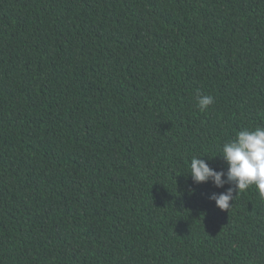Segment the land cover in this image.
<instances>
[{"label": "trees", "instance_id": "obj_1", "mask_svg": "<svg viewBox=\"0 0 264 264\" xmlns=\"http://www.w3.org/2000/svg\"><path fill=\"white\" fill-rule=\"evenodd\" d=\"M258 126L264 0H0V264H264L189 174Z\"/></svg>", "mask_w": 264, "mask_h": 264}, {"label": "clouds", "instance_id": "obj_2", "mask_svg": "<svg viewBox=\"0 0 264 264\" xmlns=\"http://www.w3.org/2000/svg\"><path fill=\"white\" fill-rule=\"evenodd\" d=\"M197 106L201 111L214 103L211 95L196 94ZM227 164L226 171L213 169L202 157H192L190 161V177L194 184L211 182L216 188L225 184L234 185L221 193H212L209 199L215 206L224 211L232 206L230 201L239 192L255 185L261 198H264V127L253 130L238 131L234 138L223 143L219 154ZM236 195H233V192Z\"/></svg>", "mask_w": 264, "mask_h": 264}]
</instances>
